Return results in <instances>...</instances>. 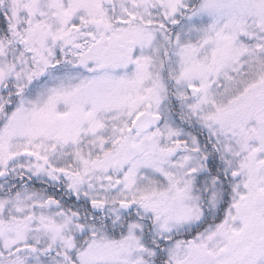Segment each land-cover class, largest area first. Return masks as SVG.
Wrapping results in <instances>:
<instances>
[{"label": "snow or ice", "instance_id": "6c2138e0", "mask_svg": "<svg viewBox=\"0 0 264 264\" xmlns=\"http://www.w3.org/2000/svg\"><path fill=\"white\" fill-rule=\"evenodd\" d=\"M0 264H264V0H0Z\"/></svg>", "mask_w": 264, "mask_h": 264}]
</instances>
